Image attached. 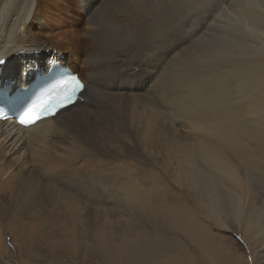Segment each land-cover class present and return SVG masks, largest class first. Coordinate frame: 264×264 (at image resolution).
Masks as SVG:
<instances>
[{
  "label": "bare ground",
  "instance_id": "6f19581e",
  "mask_svg": "<svg viewBox=\"0 0 264 264\" xmlns=\"http://www.w3.org/2000/svg\"><path fill=\"white\" fill-rule=\"evenodd\" d=\"M202 1L0 0V103L69 63L84 85L0 121V264H264V0Z\"/></svg>",
  "mask_w": 264,
  "mask_h": 264
},
{
  "label": "snow or ice",
  "instance_id": "6c2138e0",
  "mask_svg": "<svg viewBox=\"0 0 264 264\" xmlns=\"http://www.w3.org/2000/svg\"><path fill=\"white\" fill-rule=\"evenodd\" d=\"M84 85L74 75L61 80L54 89L37 97L18 116L21 125H31L41 117L54 114L59 108L71 103Z\"/></svg>",
  "mask_w": 264,
  "mask_h": 264
},
{
  "label": "rangeland",
  "instance_id": "374dc122",
  "mask_svg": "<svg viewBox=\"0 0 264 264\" xmlns=\"http://www.w3.org/2000/svg\"><path fill=\"white\" fill-rule=\"evenodd\" d=\"M214 1H216V0H203L200 4H194V5H192V10L190 9V7L188 8V9H190V11L188 12V13H190L191 14V17L193 18V15L195 16V14L196 15H203L204 13H205V11L204 10H206V11H208L207 9H209V7H211L210 5L212 4V2H214ZM218 1V0H217ZM210 2H211V4H210ZM178 6H180V7H184L185 6V3H179L178 4ZM209 6V7H208ZM234 5H230V7L232 8ZM199 7H200V9H199ZM178 8V7H177ZM223 10V11H222ZM220 9V8H218L214 13H213V15L209 18V20H208V22L206 23V29L205 30H208V31H206L207 32V34H208V36L207 37H209V36H211V35H213V34H229L230 33V31H229V29L228 30H226L227 28H228V18H229V16L227 15V14H229L230 15V11L229 10H227V11H225L224 9ZM201 11V12H200ZM204 13H203V12ZM218 13V14H217ZM225 14V15H224ZM227 15V16H226ZM216 16H221V19H219V17H216ZM223 16V17H222ZM225 17H227V18H225ZM79 17H77V19H78ZM83 18V17H82ZM216 18H217V20H216ZM222 18L223 19H226L225 20V24H224V20H222ZM218 19H219V21H218ZM228 19V20H227ZM216 20V23L214 24L213 23V21H215ZM222 22H221V21ZM80 22H81V19H80ZM211 22H212V24H211ZM209 23V24H208ZM217 23H218V25H217ZM227 23V24H226ZM211 24V25H210ZM81 25H83V23H81ZM213 25V26H212ZM216 25H217V27L218 28H216ZM211 26V27H210ZM224 26V27H223ZM226 28V29H225ZM212 29V30H211ZM217 29V30H216ZM222 31V32H221ZM227 31V32H226ZM218 32V33H217ZM220 32V33H219ZM226 32V33H225ZM211 33V34H210ZM250 39H253V38H251V37H249ZM218 41V40H217ZM221 41V40H220ZM26 52V51H25ZM39 53H43L42 51H40ZM52 54V53H51ZM65 55H66V53H64ZM66 58H67V55H66ZM65 60V59H64ZM65 62H66V65L69 63L68 62V58H67V61L65 60ZM69 65H71L70 63L68 64V67H69V70L70 71H73L74 69L73 68H71L72 66H69ZM255 116V114H252V115H250V117H254ZM258 196H260V199H259V201H258V203H259V207H261V206H263L264 205V187H261L259 190H258ZM217 239H218V241L221 243H223V245H226L227 247H229L230 248V250H231V252H232V257H236L235 256V254L237 255V254H243V257L245 258V259H247V257H248V254H247V250H246V246H245V244H244V242L242 241V239H241V237H240V234H237L234 230H228V231H226V232H222V233H220V235H217ZM239 252V253H238ZM245 259H244V261H245Z\"/></svg>",
  "mask_w": 264,
  "mask_h": 264
},
{
  "label": "water",
  "instance_id": "95a60500",
  "mask_svg": "<svg viewBox=\"0 0 264 264\" xmlns=\"http://www.w3.org/2000/svg\"><path fill=\"white\" fill-rule=\"evenodd\" d=\"M60 72H62V70L57 69L56 71H52L51 72V75H49L48 78H44V77L42 79L41 78L40 79L37 78L36 81H35V83L32 85V87H31V89H30V91H29L28 94H30L33 91H35L38 87H40L42 84H44L47 80L53 78L56 74H58ZM9 101H10V104L13 103V100L12 99H9Z\"/></svg>",
  "mask_w": 264,
  "mask_h": 264
}]
</instances>
